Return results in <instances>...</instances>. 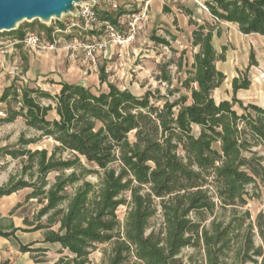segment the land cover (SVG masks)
Instances as JSON below:
<instances>
[{
	"label": "trees",
	"instance_id": "trees-1",
	"mask_svg": "<svg viewBox=\"0 0 264 264\" xmlns=\"http://www.w3.org/2000/svg\"><path fill=\"white\" fill-rule=\"evenodd\" d=\"M205 6L243 35L264 37V0H207ZM10 35L25 37L22 30ZM212 38L211 28L194 31L198 52L181 83L190 95L175 100L169 96L180 90L138 97L112 84L96 94L66 82L54 95L16 83L0 95V124L22 118L37 133L22 134L18 148L0 149V155L23 160L20 177L0 188V199L31 190L26 201L41 208L25 223L44 230L45 243L73 255L58 264H89L101 245L109 246L106 264H264V213L253 221L244 210L249 187L264 188V107L237 98L251 85L238 78L232 101L215 100L226 79L217 64L226 60L227 49L219 54ZM171 63L158 78L169 87ZM45 138L54 142L52 150L30 148ZM188 248L196 254L185 263L181 254Z\"/></svg>",
	"mask_w": 264,
	"mask_h": 264
},
{
	"label": "rangeland",
	"instance_id": "rangeland-1",
	"mask_svg": "<svg viewBox=\"0 0 264 264\" xmlns=\"http://www.w3.org/2000/svg\"><path fill=\"white\" fill-rule=\"evenodd\" d=\"M99 1L101 3L99 8L102 12L104 4L102 0ZM122 10L125 11L123 8L120 9V11ZM130 10L129 15L139 12L137 6ZM120 11L117 13L120 14ZM70 19V16H65L62 22L52 20L51 23H44L36 20L19 25L18 30H22L25 34L29 32L39 34L46 44H52L56 40L53 50L32 49L21 45L24 48L22 53L18 52V55L15 56L12 53L14 50V36L10 35L12 33L0 34V95L13 83L18 86L48 90L54 95L60 89L58 85L60 81L84 85L96 94L107 93L109 91L108 84H112L122 91L129 90L138 97L143 96L148 91L155 92L157 90H160L163 96H168L170 91L180 90V93L174 92L172 96H169L170 100H175L181 95H190L181 85L187 78V71L191 69L196 54V51L190 46L187 48L175 44L172 45V48L158 46L152 41L153 36L146 42H138V31L135 39L127 48L122 49L114 42L108 41L107 49L96 50L92 55H89L87 46L99 43L101 40L97 36L94 42L91 39L86 41L83 36L77 37L76 29L78 28H71ZM125 20L127 21L121 24L120 31L123 35L128 36L129 19ZM60 28L64 31L63 33L57 32ZM234 33L230 29L227 32V37L228 39L231 38L232 42L235 40ZM76 38H78L77 43L74 41ZM102 39H106L105 36ZM223 40L225 39L220 38L218 42L222 44ZM230 46L234 57L218 64L219 69L226 74V79L221 87L214 92L215 100L218 103L223 100L232 101L234 95L232 82L238 78L240 82L249 80L251 85L248 90L238 91L237 98L245 105L264 106V38L239 39L238 42L234 41V44H230ZM217 49L221 51L222 47L217 45ZM106 51L107 54H105ZM251 54H254V60H251ZM24 57L27 59L30 57L32 69L26 70V63L24 61L22 63L20 59ZM170 62L172 63L167 69L168 73L172 75L173 82L172 86L169 87L167 84L161 83L158 78L162 74L161 68ZM180 63H182L181 68H179ZM102 76L106 77V82L101 80ZM1 108L0 106V118H4L5 115ZM236 108L241 112L238 107ZM56 117L54 111L49 114L50 120H54ZM22 134L27 138L37 136L35 131L27 129L22 118L12 124H0V149L18 148ZM53 145L54 142L51 139L45 138L30 148L52 150ZM255 150L260 151L259 148ZM22 167V159H13L1 154L0 188L5 186L12 176L19 178ZM55 176L56 174L53 173L48 177L51 183L54 182ZM90 180L96 182L95 177H91ZM253 188L250 186L248 189L251 197L248 198V204L244 210H249L252 220L255 221L260 213H264V188L260 187L257 191ZM30 192V189L22 191L23 194ZM28 203L24 209V214L32 217L33 214H37L41 207L37 201ZM125 214L126 208H119L118 216L121 220L124 219ZM157 223L159 222H155L156 225H158ZM256 243L257 245L261 244L259 237L256 238ZM106 248L109 246L101 245L97 248L93 257L94 264H102L103 251ZM193 254H196L195 250L188 248L182 252L181 257L185 263H188L189 257ZM199 259L196 258V260ZM196 262V264H200V260Z\"/></svg>",
	"mask_w": 264,
	"mask_h": 264
},
{
	"label": "crops",
	"instance_id": "crops-1",
	"mask_svg": "<svg viewBox=\"0 0 264 264\" xmlns=\"http://www.w3.org/2000/svg\"><path fill=\"white\" fill-rule=\"evenodd\" d=\"M145 1L146 0H118L120 9L123 8L125 10H119L120 14L110 11L109 6L103 3V10L102 12L100 11V14L103 19H108L121 28V24H124L127 21L125 19H128L131 11L130 9L135 8V6H137L139 11L144 9ZM206 1L207 0H150L147 7L146 18L143 22L139 23L140 30L137 35L138 42H146L153 36L152 41L158 46H164L166 48H172V45L174 44L185 48L190 46L191 49H194L197 53L198 48H195L192 44L193 33L200 27H207L213 30L212 44L216 51L221 54L223 48L227 49L225 54V61H227L234 57L230 46V44H234V41L238 42L239 39H248L251 37L264 38L259 35H243L239 31L238 25L215 20L205 6ZM229 29L235 32V40L233 42L231 41V38L228 39L227 37ZM83 31H80L79 28L76 29V36H83L86 38V41L91 39L92 42H94L96 36L99 37L100 40H103L102 38L104 35L101 30ZM154 37L165 39L169 42V46L157 44L153 40ZM220 38L225 39L222 44L218 42ZM14 40L15 38H13V41ZM74 41L77 43L78 38ZM217 45L222 47L221 51L217 49ZM23 49L24 48H22L21 45L14 44V50L12 53L17 56L18 52L22 53ZM107 51L105 54L108 53ZM20 59L22 63H26V70L28 68L32 69L30 57L28 59L26 57ZM219 71L221 70L219 69ZM62 82L64 81H60L58 85ZM59 88L60 89L56 91V93L60 92V85ZM27 195L28 193L23 194L22 191H20L0 199V264H58L64 257L73 258V255L69 251L63 250L60 245L45 243L44 230L32 231L34 226L29 223L34 221L36 214H33L32 217L24 214V209L29 204L26 201ZM25 221H28L29 223L27 224ZM22 247H29L34 251L23 252L21 249ZM95 253L96 252L90 255L89 264H94L93 257ZM102 264H106L104 258Z\"/></svg>",
	"mask_w": 264,
	"mask_h": 264
},
{
	"label": "built area",
	"instance_id": "built-area-1",
	"mask_svg": "<svg viewBox=\"0 0 264 264\" xmlns=\"http://www.w3.org/2000/svg\"><path fill=\"white\" fill-rule=\"evenodd\" d=\"M150 0L145 1L144 9H141L138 13H133L128 16L129 35L125 36L121 33L118 25L112 23L108 19H103L100 14V1L95 0L92 5H84L79 7V16L71 17V28H79L81 30L95 31L101 30L104 33L106 39L101 40L99 43L87 46L89 55H92L96 50L102 51L107 49L108 41H112L119 45L122 49L127 48L131 41L135 39L137 32L140 30L139 23L146 18L147 7ZM104 4H107L112 12H118L120 10V4L118 0H102ZM218 21V20H217ZM58 33H62V30H58ZM14 44L22 45L27 48L41 49V50H53L55 49L56 40L52 44L44 43L42 36L36 33L29 32L25 34L23 40H14Z\"/></svg>",
	"mask_w": 264,
	"mask_h": 264
},
{
	"label": "water",
	"instance_id": "water-1",
	"mask_svg": "<svg viewBox=\"0 0 264 264\" xmlns=\"http://www.w3.org/2000/svg\"><path fill=\"white\" fill-rule=\"evenodd\" d=\"M95 0H0V34L18 30L24 22L51 23L63 17H78L79 7Z\"/></svg>",
	"mask_w": 264,
	"mask_h": 264
}]
</instances>
